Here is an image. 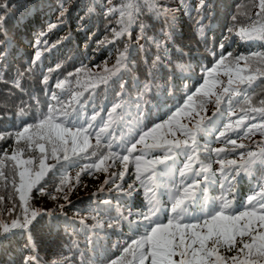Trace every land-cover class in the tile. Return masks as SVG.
Returning a JSON list of instances; mask_svg holds the SVG:
<instances>
[{"label": "trees", "instance_id": "1", "mask_svg": "<svg viewBox=\"0 0 264 264\" xmlns=\"http://www.w3.org/2000/svg\"><path fill=\"white\" fill-rule=\"evenodd\" d=\"M127 4L133 5L129 11L132 12L134 19L127 26V31L117 37L115 33L125 27L121 23L119 9ZM199 4L200 0H111V2L109 0H0V15L6 17L3 28H0V40L6 41L5 45H0V52L4 53L3 58L0 59V74H2L0 135L13 134L6 139H0V160H4L5 154L11 156L12 152L19 148L23 153L22 158H32L33 170H38V150L29 147L23 141L18 144L14 134L43 119L48 110L52 91L57 92L61 102L55 105L57 108L71 104V107L77 111L83 109L86 119L99 113L97 120L93 122L94 128L89 137L90 144L95 147V132L102 127L101 119L107 121L108 113L116 100L115 93L119 91L117 81L121 77L125 84V93L122 96L128 102L130 115L117 110L121 119L108 130L112 133V152H118L121 156L127 155L128 153L118 147L121 140H130L127 146L131 147V143L136 142L140 134L156 124L164 125L170 117L175 116L180 117L184 125H187L188 118L192 116L190 129L203 117V123L213 130L208 136L202 132L197 133L198 144L212 149H224L226 152L231 145L224 143V138L219 137V133L223 131V124L229 123L227 117L221 114L227 108V97H224L219 110L215 103V95L204 104L203 109L193 105L195 111L192 112L185 109V103L187 97L196 93V89L203 84L206 77L205 69L212 68L219 58L221 52L219 44L229 35L228 28L234 23L236 28L231 35V42L226 43L222 50L224 55L228 52H232L234 56L241 53L245 56L264 53V40H241L236 35L239 28L247 26L259 12L258 0H206L207 8L202 10L205 18L197 24L199 17L196 9ZM89 7L93 9L92 12L88 11ZM159 7L174 11L175 20L171 29L164 16L156 14L155 9ZM109 8H115L117 11L109 13ZM62 10L65 11V15L61 23L59 17ZM233 16L237 17L235 22ZM124 19L126 20L127 17L125 16ZM51 24H57V27L50 30ZM41 33H46L43 39L48 41L47 47L50 51H45L42 46L40 60L33 62L36 51L34 41L40 38ZM166 33H170V38L165 35ZM105 38L109 42L101 45L100 41ZM153 41L163 42L166 53L164 48H158ZM126 46L129 48L126 66L117 76L109 80L107 90L103 84L96 87L95 93L91 88L84 90L75 83V75L68 78L70 83L63 90L55 87L58 80H65L68 73H75L82 65H86L92 73L104 74L105 67L111 69ZM212 52H216L217 55L213 56ZM158 56L160 59L153 66V61H156ZM57 64L61 65L59 69H56ZM243 66L244 62L241 61V67ZM49 69L55 70L49 73ZM20 73L23 75L18 76ZM45 75L49 76L47 85L43 83ZM218 78L223 84H217L213 89L217 95L227 85L228 77L224 75L223 69L219 70ZM17 79L19 88L14 84ZM261 80H264V77L256 81L259 87L254 85V91L248 90L255 107H260L259 101L264 100V84H261ZM75 92L83 93L79 97V103L72 102ZM90 95L93 96L92 99H89ZM198 95L194 96L197 104ZM136 105L143 109L138 123ZM242 107L246 106L234 104L232 111L236 115L232 116L233 123L239 120ZM178 110H180L179 115H177ZM56 115L62 117L60 112ZM252 122L264 123L259 117H254ZM248 124L249 119L246 117L244 125ZM67 126L71 127V125ZM245 131L246 128L242 126L236 132H227L225 135L236 140L237 144H245L247 150L256 151L257 143L264 141V135L257 131L245 136ZM156 136L158 141L187 140L191 144L189 137L172 136L166 130H158ZM145 141L149 144L153 143L152 137H146ZM107 143L108 137H102L100 147L96 149V156L91 155L93 148H88L87 154L78 157L70 154V160L74 163L67 167L66 175L70 180L63 191L57 190L61 176L58 169L60 165L66 164L63 154H58L59 161L52 159L51 156L48 157L45 163L56 167L48 172L40 185H37V188L44 187L43 193L34 188L29 199L31 208L38 210L40 215L27 231L16 228L5 233L3 226H0V264H23L25 257L29 255H36L39 264H53L54 261L59 264H110L112 259L120 256L123 247L130 244L133 239L139 238L143 230H135V223L130 225L129 221L140 220L141 218L135 213L147 211L148 198L139 181L135 180L136 169L131 162L133 156L140 155L139 149L142 145L137 144V150L129 157L127 170L120 160L108 159L98 169L81 171L85 165L99 164L100 157L107 156L109 151ZM240 151L242 150L236 149L228 155L222 152L220 158L225 161L238 159ZM197 155L199 161H203L206 165L211 164L217 182L207 184V190L197 193L196 198L188 204L191 218L200 217L205 210H214L221 202L222 196L228 199L234 197L236 210L243 211L240 205L246 201L249 194L258 191L259 184L264 182V163L258 161L250 174L241 173L235 187L229 192L226 187H221L220 164L215 152L211 157H207L204 149L200 148ZM163 156L161 149H155L149 151L143 158L154 160ZM175 159L177 171L174 182L165 181L169 184V188L179 184V170L188 162L182 155ZM163 167L157 165V171ZM200 167L201 164L194 160L193 171ZM3 170L6 179L0 178V196L4 197L0 201V221L10 226L12 219L21 218L19 195L12 187L13 176H16L17 183L19 177L14 172L10 160H4ZM121 172H124L122 179L119 178ZM77 173L80 174L78 183L75 179ZM100 174L105 178L99 184L95 178ZM200 179L201 187L204 188L206 182H203V175ZM106 180L109 183L105 184ZM113 180L115 183H112ZM190 182L189 177L186 183ZM130 184L136 190L131 196L124 195L130 191ZM155 195L165 207L164 215L170 214L167 208L170 209L172 201L168 190L161 187L155 190ZM65 196L67 200L64 199ZM105 201L109 203L105 205ZM60 205L64 207L60 208ZM13 207L16 208L15 212L12 211ZM93 208L97 211H92ZM117 210L127 219H116ZM129 212L133 215L129 216ZM98 221L103 227H96ZM164 222L166 223L167 220L165 219ZM28 233L31 235L34 248L25 246L28 243ZM86 236L91 238L90 243L86 240ZM73 240L77 242L79 251L71 245ZM221 254L230 257L236 253L222 249Z\"/></svg>", "mask_w": 264, "mask_h": 264}, {"label": "snow or ice", "instance_id": "2", "mask_svg": "<svg viewBox=\"0 0 264 264\" xmlns=\"http://www.w3.org/2000/svg\"><path fill=\"white\" fill-rule=\"evenodd\" d=\"M111 2V0H109ZM132 4L122 5L119 9L121 15V23L125 25L124 29L120 32H116L117 37L121 36L124 31H127V26L133 22V15L129 9H132ZM207 8L206 0H200V4L196 9L199 19L197 24H200L201 20L205 17L203 15V9ZM259 12L255 14V18L251 19V22L247 26L239 28L236 35L241 40L260 39L264 40V0H258ZM89 12L93 9L89 7ZM117 11L115 8H109V13ZM157 15H163L168 23V27H173L175 20L174 11L167 10L162 7L155 9ZM65 11L60 12L59 20L62 23ZM125 16L127 19L125 20ZM233 21L237 20L236 16L232 17ZM6 22V17L0 15V28H3ZM57 24L49 25V29L56 28ZM203 25H201V28ZM236 28L234 23L232 27L228 28L229 35L225 36L219 44L221 52L219 58L216 60L212 68H206V77L203 84L196 89V93L189 95L185 103V109L189 112L195 111V107L203 109L205 103L215 95V103L217 110L224 101V97H227V108L225 112L221 114L229 120V123L223 124V131H220L219 137L224 138V143L230 144L231 147L225 152L224 149H212L205 145H200L197 142V133L202 132L205 136H208L212 132V128L203 123L204 118L201 117L197 120L193 128H187V126L178 124L174 125L177 130L181 131L186 137L191 139V144L187 140L184 141H168L157 140V132L161 128L165 127L163 124H156L153 128L143 132L139 135V139L136 142L131 143V147L127 144L130 140H121L118 147L121 151L128 153L121 156L118 152L111 151L112 147V133L108 130L118 121L121 117L117 114V110L130 115L129 105L123 99L122 94L125 93V84L122 77L117 81L119 84V91L115 93L116 100L113 102L110 112L108 113L107 121L101 119L102 127L95 132L96 146L93 147L89 142V137L92 134L94 124L97 120L99 113L92 115L90 118H85L83 109L77 111L71 107L61 105L57 108L55 105L61 104L58 99L56 91H52L50 95V103L47 113L43 119L35 125H29L24 128L22 132H16L15 138L19 144L23 141L29 147L38 150L39 164L38 170H33V159H23L22 150L17 149L12 152L11 156L5 154L4 160H10L12 167L19 180L17 183L16 176L12 178V187L19 195L20 213L21 218L12 219L10 226L4 225L0 221V226H3L4 232L7 233L12 229L23 228L26 231L29 226L33 224L37 216L40 215L38 210H33L29 204L30 194L34 188L37 191L43 193L44 187L40 185L41 180L47 176L56 165H47L45 161L51 156L52 159L59 161L60 155L63 154V160L66 162L64 165H60L58 171L61 172L60 182L57 186L58 191H63L64 186H67L70 178L66 175L67 167L72 166L74 163L70 160L71 156H81L87 154L88 148H93L91 152L92 156H96V149L100 147L101 138L108 137V154L107 156L100 157L99 164L85 165L81 171H90L91 169H98L108 159L120 160L124 169L127 170L129 157L133 152L137 150V144H141L142 148L139 149L140 155L133 156L132 163L135 165L136 175L135 180L139 181L140 185L144 188V193L148 198L147 211H139L135 213L140 217V220L135 222L129 221V224L135 223V230L142 229V234L138 239H133L130 244L123 247L120 256L116 259H112L110 264H264V182L259 184V190L249 194L246 201L240 205L243 211H237L235 207L234 197L228 199L226 196L221 197V202L215 207L214 210H205L201 216L195 219L191 218V213L188 211V204L191 203L197 196V193L207 190V184L216 183L215 173L212 172L211 164H204L203 161H199L197 155L198 149L203 148L204 154L207 157H211L215 152L216 158L220 164L219 172L221 173L222 183L221 187L231 192L235 187L238 177L241 173L250 174L253 166L259 161L264 163V141L257 143V150H247V146L243 143L237 144L236 140L230 139L225 134L227 132H236L238 128L242 126L246 128L244 132L245 136H249L259 131L261 135H264V123L256 124L252 120L254 117H259L261 121H264V100H260V107L253 106L252 97L248 95V90H255L254 85L256 81L261 77H264V53H252L248 56L244 54H234L228 52L224 55L223 49L225 44L231 42V35ZM143 31V26H141ZM6 34V33H5ZM166 36L170 38V33H166ZM46 33H41L40 38L34 41V47L36 48L34 54V61H39L42 55L40 50L44 46L45 51H50L47 47L48 41L43 39ZM151 39V38H149ZM109 42L107 38L100 41V44ZM158 48H166L163 42L153 41ZM6 41L0 40V45H5ZM55 45H53L54 47ZM142 48V46H141ZM129 48L126 46L116 59L115 65L111 69L105 67L104 74L92 73L87 69L86 65H82L81 68L76 69L75 73H68V77L65 80H58L55 87L63 90L69 83V77L75 75V83L84 88V90L92 89L95 93V89L99 84L106 86V90L109 86V80L117 76L122 68H125L128 58ZM213 56H216V52H212ZM4 56L3 52H0V59ZM160 57L153 61V66L159 61ZM241 61L244 62V66L241 67ZM258 65V66H257ZM61 67L60 64L56 65V69ZM224 70V75L228 77L227 85L223 87L222 92L217 95L213 92V89L217 84H223L218 78L219 70ZM55 69H49V73ZM247 73V74H245ZM20 73L18 76H22ZM95 77V78H93ZM2 78V74H0ZM49 76L45 75L43 83L47 85ZM264 84V80L260 81ZM17 88L20 87L19 80L14 81ZM82 92H75L72 96L73 103H79V97ZM198 95L199 103L194 100V96ZM93 96L90 95L89 99ZM234 104H243L246 107L241 108L239 114V120L235 123L232 122V116L236 115L232 111ZM95 108V104L93 105ZM137 123L141 119L140 114L143 109L136 105ZM57 112L62 113V117H57ZM180 114L178 110L177 115ZM198 114V113H197ZM249 119V124L244 125L245 118ZM59 119V122L57 120ZM175 119V117H173ZM167 123V122H165ZM87 125L86 127L84 125ZM67 125H71L68 127ZM169 131L171 129H168ZM13 134H2L0 139H6L7 136ZM239 135V133H237ZM152 137L153 143H146L145 138ZM46 145L48 146L46 148ZM161 149L164 153L163 158L157 157L154 160H145L143 157L152 150ZM236 149H241L238 153V159H232L225 161L220 158L221 153L224 152L228 155L235 152ZM184 156L187 159V163L183 165V168L179 170L180 182L175 187L169 188V184L165 181H173L175 173L177 171L176 157ZM4 160H0V178H5L3 170ZM196 160L201 164V167L193 171V161ZM171 161V163H168ZM157 165H163V169L157 171ZM106 170V169H103ZM55 176V173H53ZM79 173L76 175V181L79 182ZM115 175V174H113ZM203 175V182L205 187H201L200 177ZM124 172L119 174V178L122 179ZM190 177L191 182L186 183ZM109 183L108 180L105 184ZM112 183H115L113 180ZM168 190L169 198L172 201L170 209L167 208L168 214L164 215L165 207H163L158 199H156L155 190L159 188ZM130 191L124 193V195L131 196L136 190L133 185H129ZM103 190V189H101ZM119 191V186H117ZM4 197L0 196V201ZM67 200V196L64 197ZM105 205L109 202L105 201ZM63 208L64 205H60ZM92 211H97L93 208ZM13 212L16 208L13 207ZM129 216L133 215L132 212L128 213ZM127 219L123 217L119 210H117L116 219ZM167 220L165 223L164 220ZM194 221V222H193ZM83 223V222H81ZM111 226V225H109ZM96 227H103L102 224L97 223ZM86 240L90 243L91 238L86 236ZM71 245L76 247L79 251V246L76 241H71ZM28 248H34L30 233H28V243L25 245ZM87 246V244H86ZM232 252L236 254L230 257H225L221 254V250ZM71 250V248H69ZM81 255H83L81 253ZM23 264H39V260L36 255H29L25 257ZM53 264H59L54 261Z\"/></svg>", "mask_w": 264, "mask_h": 264}, {"label": "rangeland", "instance_id": "3", "mask_svg": "<svg viewBox=\"0 0 264 264\" xmlns=\"http://www.w3.org/2000/svg\"><path fill=\"white\" fill-rule=\"evenodd\" d=\"M192 120H193V119H192V116H190V117L188 118V120H187V125H185V126H187V128H190V127H191V125H192ZM166 122H167V123L164 124L165 127L161 128L162 131H163V130H166V131L169 132L170 135H172V136H177V137H179V136H183V135H184L181 131L177 130V128L174 127V125H177V123H178V124H182V125H184V124L182 123V119H181L180 117L175 116V119H173V117H170V118L168 119V121H166ZM168 129H171V130L169 131ZM160 134H161V131H160ZM103 178H105V176H104L103 174H100V175L96 176L95 179L98 180V182H99V184H100V182H101V180H103Z\"/></svg>", "mask_w": 264, "mask_h": 264}]
</instances>
